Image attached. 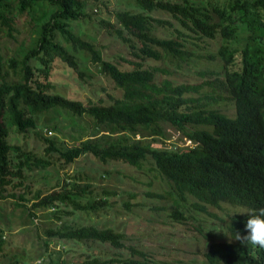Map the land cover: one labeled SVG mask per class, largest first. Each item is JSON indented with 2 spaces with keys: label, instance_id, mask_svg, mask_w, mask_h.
Masks as SVG:
<instances>
[{
  "label": "trees",
  "instance_id": "1",
  "mask_svg": "<svg viewBox=\"0 0 264 264\" xmlns=\"http://www.w3.org/2000/svg\"><path fill=\"white\" fill-rule=\"evenodd\" d=\"M130 1L138 10L116 12L120 27L115 32L129 41L136 60H125L128 66L121 67L102 58L95 45L71 26V22L88 18L87 6H98L99 0H0V198L12 196L16 198L13 204L23 207L22 201L29 200L28 172L45 170L55 163L66 168L83 155L100 163L121 162L138 169L148 164L147 170L154 172L148 186L158 181L163 192L147 190L145 194L169 198L170 218L186 220V212L193 208L197 214L190 215L193 218L224 223L221 238L209 231L210 225L209 229H198L208 240L202 252L203 264H264V250L232 239L235 232L245 234L247 215L239 213L264 207V0ZM156 11L175 20L178 26H173L174 34H154V23L172 26L167 19L153 17ZM22 18H26V31H35L28 43L21 38L18 26ZM188 36L220 40L217 54L221 68L199 71V83L175 81L163 75L167 69L150 64L172 58L185 60L190 55L185 46ZM63 42L74 52L88 54L121 96L110 97L108 103L83 102L53 91L50 73L56 58L77 68L74 55ZM8 44L11 53L5 51ZM176 68H180L179 63ZM224 103L233 105L232 116L220 109ZM54 108L85 115L96 127H111L116 135L87 138L61 150L54 140L35 130L36 116ZM167 125L182 135L179 142H167ZM10 127L17 136L32 133L41 137L42 153L12 142ZM136 135L139 138H134ZM158 139L163 146L155 142ZM8 187L11 191L6 192ZM94 188L81 176L67 174L60 185L34 189L37 201L32 208L47 210L59 220L60 213L99 214L112 206L108 199L112 192ZM130 205L123 202L127 210ZM60 206L68 209L60 210ZM210 207L224 211V217ZM28 215L35 216L30 210ZM45 232L48 237L108 243L117 250L115 257L101 260L93 256L78 264H178L126 246L124 234L111 227L74 226L62 221ZM4 246L0 230V256Z\"/></svg>",
  "mask_w": 264,
  "mask_h": 264
},
{
  "label": "rangeland",
  "instance_id": "2",
  "mask_svg": "<svg viewBox=\"0 0 264 264\" xmlns=\"http://www.w3.org/2000/svg\"><path fill=\"white\" fill-rule=\"evenodd\" d=\"M122 10L137 11L138 9L131 5L130 0H99L98 6L92 4L87 6L86 11L90 13L88 18L71 22V26L75 32H79L84 39L95 45L102 58L111 60L121 67H127L125 60H136V57L133 54L135 49L129 46V41H123L115 32L120 27L116 22L115 13ZM152 15L172 23V26L166 24L163 27L154 23L155 35L167 37L176 32L174 27L178 25L167 13L156 11ZM25 20L26 18L19 20L18 26L22 29L21 38L28 43L35 31L34 29L26 31ZM186 38L185 46L190 55L185 60L172 58L170 61H150V64L167 69L168 73L163 75H168L175 81L199 83L202 80L199 71L221 68V60L217 54L220 40L218 38L197 39L193 36ZM239 38L243 40V34ZM63 43L74 55L77 68L72 69L56 58L50 73L53 91L83 102L91 100L108 103L111 100L110 97L121 96V91L99 71L98 65L91 61L88 54L83 51L74 52L67 43ZM135 44L138 45L136 42ZM5 51L11 53L10 44L6 46ZM177 63L180 64L179 69L176 68ZM219 107L227 115H233L234 109L230 103H224ZM36 125L35 130H38L43 137L54 140L61 150L79 145L87 138L96 139L100 135H109V137L116 135L111 127H96L91 118L85 115H72L69 111L59 108L37 115ZM14 129L10 127L12 142L27 144L28 149L42 153L44 141L41 137L34 136L32 133L27 137L17 136ZM166 129L167 142H179L182 135L168 125ZM139 136L136 135L134 138L137 139ZM155 142L158 145H164L160 139ZM149 167L148 164H143L142 168L138 169L121 162L100 163L90 155H83L66 168L55 163L45 170L35 169L28 172L26 179L29 181L30 191L26 196L29 200L22 201L23 207H16L13 204L16 198L12 196L0 198V230L3 231L5 241V252L3 256H0V264H78L93 256L101 260L116 256L117 250L108 243L78 242L48 237L45 230L55 228L62 221L74 226L111 227L124 234L126 246L133 245L145 249L160 261L203 264L202 252L208 240L205 241L199 235L198 229H209L210 225L212 229L209 231L221 238L224 223L215 219L216 221L212 222L216 225L213 229L208 219L202 222L203 220L199 219L200 216L197 219L191 217L197 215L193 208H189L186 212L188 217L186 220L176 221L170 218L168 212L171 200L169 198L160 199L148 197L145 194L147 190L163 192V186L158 181L154 180L152 185L148 186L149 178L154 174L147 170ZM67 174L81 176L83 181L93 184L97 192L103 189L111 191L112 194L108 199L112 206L99 214L92 215L75 213L72 216H64L60 213L61 220L49 214L47 210H34L32 204L37 201L33 196L34 189L45 190L57 183L60 185ZM9 191L11 190L8 187L6 192ZM131 194H134V197H131ZM190 200L186 203L188 207L191 205ZM125 201L131 203L128 210L123 206ZM59 209L68 208L60 206ZM29 210L35 214L34 217L28 215ZM209 210L224 217V211L221 209L210 207ZM44 241H47V248Z\"/></svg>",
  "mask_w": 264,
  "mask_h": 264
},
{
  "label": "clouds",
  "instance_id": "3",
  "mask_svg": "<svg viewBox=\"0 0 264 264\" xmlns=\"http://www.w3.org/2000/svg\"><path fill=\"white\" fill-rule=\"evenodd\" d=\"M247 220L244 223V233L235 232L232 238L240 242L241 245L251 246L264 250V207L248 209L246 213Z\"/></svg>",
  "mask_w": 264,
  "mask_h": 264
}]
</instances>
